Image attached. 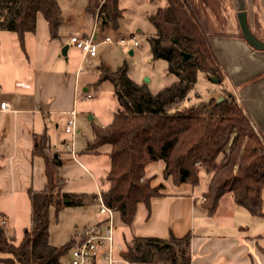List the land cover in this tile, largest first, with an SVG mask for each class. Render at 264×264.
Segmentation results:
<instances>
[{
	"label": "trees",
	"instance_id": "trees-1",
	"mask_svg": "<svg viewBox=\"0 0 264 264\" xmlns=\"http://www.w3.org/2000/svg\"><path fill=\"white\" fill-rule=\"evenodd\" d=\"M149 1L158 2L151 17L154 32L147 36L150 56L165 61L170 81L152 92L147 80L136 82L130 77L125 59L109 67L99 51L95 57L99 62L92 86L98 88L102 82H109L117 103L109 122L91 124L92 138L85 148L98 153L107 146L108 186L100 193L104 203L129 226L137 206L142 204L148 213L151 198L162 195L169 184H186L193 189L203 183L200 195L209 213L226 192H231L236 204L261 216L264 138L234 93L224 86L209 35L188 1ZM84 11L97 14L102 26L117 30L125 9L121 0H87ZM38 13L46 20L50 37L59 39L65 17L58 0H0V30L15 32L22 39L26 32H34ZM125 51L129 54V49ZM183 53L189 57L185 59ZM198 73L222 86L223 95L192 101ZM32 152L43 158L44 185L27 191L30 223L18 243L0 214V254L7 255L0 257V262L64 264L63 258L75 240L70 236L61 245L49 242L50 207L58 212L67 205L93 203L97 194L63 190L61 161L52 154L46 132L34 134ZM159 162L157 172L153 168ZM188 243V235H170L168 239L132 236L123 242L122 256L133 262L154 263L160 258L179 264L175 246L183 244L187 249ZM180 264H189V258L186 256Z\"/></svg>",
	"mask_w": 264,
	"mask_h": 264
},
{
	"label": "crops",
	"instance_id": "crops-1",
	"mask_svg": "<svg viewBox=\"0 0 264 264\" xmlns=\"http://www.w3.org/2000/svg\"><path fill=\"white\" fill-rule=\"evenodd\" d=\"M187 1L209 35L222 68L224 86L234 93L251 124L264 138V49L249 44L239 20L243 11L248 30L264 41V0ZM84 6H75V15L64 16L59 39L38 43L40 55H50L48 59L43 55L40 61L44 63L38 66L18 64L12 51L8 53L13 47L0 45V103L6 101L10 105L8 110L0 109V214L10 234L18 229L24 231L30 223L28 189H41L44 185L43 158L32 152L34 134L46 132L51 152H61L60 176L69 156L62 146L65 139L59 134L70 111L74 109L78 115V99L85 98L89 90L86 78L82 77L81 60L76 65L68 62L69 36L88 32L82 26L90 15ZM69 29L74 32L65 38ZM65 44H68L67 61L59 59ZM99 52L102 54L101 48ZM95 187L99 190L96 182ZM201 197L191 188L167 187L162 195L151 198L148 213L142 204L137 206L129 226L116 212L113 217L118 226L116 242L124 246L123 242L132 236L168 239L170 235L177 238L188 235L189 264H264V189L261 216L252 215L236 204L231 192L219 199L212 213L203 206ZM103 218L100 214L93 223ZM118 256L114 264H127L122 253ZM66 259L64 263L69 253ZM90 264L105 261L98 257Z\"/></svg>",
	"mask_w": 264,
	"mask_h": 264
},
{
	"label": "rangeland",
	"instance_id": "rangeland-1",
	"mask_svg": "<svg viewBox=\"0 0 264 264\" xmlns=\"http://www.w3.org/2000/svg\"><path fill=\"white\" fill-rule=\"evenodd\" d=\"M62 13L65 17L75 15V6L83 7L86 4V0H58ZM158 2H150L149 0H121V7H124L125 11L123 17L119 22L117 30H112L110 26H102L98 21L97 25L103 31L102 34L109 35L114 41L113 44H102V54L100 58L103 59L105 65L112 67L116 64H120L124 59L128 65V73L130 77L140 82L147 80L149 88L152 92L157 91L170 81V76L166 73V64L162 59L152 60L150 56L149 42L147 36L154 32V26L151 21V15ZM95 15L87 16V20L82 25L86 30L90 31L94 27ZM74 32L69 29L66 36ZM134 33L135 39L138 41L139 46L132 47L130 42L124 44L117 43L120 37L130 36V33ZM48 27L46 20L41 13H38L36 18V26L34 32H26L22 39L18 37L15 32L0 30V45H6L7 47H13L9 49L13 53L15 61L26 66L39 65L41 58L50 56L48 53L40 55L38 43H53L50 40ZM124 48V49H123ZM126 50L133 49V54L126 53ZM67 55L62 53V49L59 55V59L66 60ZM34 58H37L36 60ZM36 62V64L33 62ZM81 60V52L77 48L70 45L68 62L76 65ZM98 58L84 59L81 63L83 68L82 77L86 78L89 90L85 93H90V97L78 99V115L77 126L80 131L75 139V151L76 159H73L71 154L64 160V166L61 170L62 176L65 179V185L63 190L71 191L74 193H96L95 182L100 191L107 188L108 184L105 180V174L109 168L108 156L105 153L107 146H102L98 153L85 151L86 142L92 138L91 124L102 125L110 121L112 113L115 110L117 103L112 92V87L109 82L105 81L98 88H94L92 83L97 77L95 67L98 64ZM50 64V63H49ZM2 69H0V72ZM224 88L215 84L210 79L204 77L202 73H198V80L195 84V91L191 94L192 101L199 99H205L213 95L220 97L223 95ZM238 102V100H237ZM91 117V119H89ZM59 136H63L65 140L69 139V134L64 130L60 131ZM59 137H57V141ZM60 142V141H59ZM155 165L153 170L159 172L160 164ZM89 171V172H88ZM60 174V173H59ZM95 181V182H94ZM157 182V179L155 180ZM169 189H189V186L182 184L179 186L168 185ZM203 189V183L193 186V191L196 194H200ZM98 201L85 205H67L58 212H55L54 207H50L49 210V237L48 240L53 245H61L68 241L70 236L75 240V225L77 228H81L84 225L92 224L100 215L98 213ZM116 216V212H113V217ZM116 223V220H114ZM27 227L29 226L26 225ZM23 229H18L14 233V242L18 243L23 235ZM175 255L178 258V262L186 257V248L183 244L175 246ZM7 255L0 254V257H6ZM66 259V255L63 258ZM0 264H4L1 263ZM153 264H169L168 261L155 259Z\"/></svg>",
	"mask_w": 264,
	"mask_h": 264
},
{
	"label": "built area",
	"instance_id": "built-area-1",
	"mask_svg": "<svg viewBox=\"0 0 264 264\" xmlns=\"http://www.w3.org/2000/svg\"><path fill=\"white\" fill-rule=\"evenodd\" d=\"M97 14L95 15L94 27L88 32H78L72 34L68 38L69 44L77 48L81 52V62L84 59H93L97 56L99 48L102 44H113L114 41L109 35L102 34L103 31L97 25ZM130 42L132 47L139 46L138 41L130 33V36L120 37L117 43L124 44ZM86 98L90 97V94L85 95ZM9 103L2 101L0 103V109L8 110ZM77 113L73 109L70 111V117L68 118L64 131L69 134V139L64 140L62 143L63 149L67 151L71 156L76 159L75 151V139L79 133L76 122ZM57 159L60 160L61 152H52ZM101 191L97 190V198L99 207L98 213L103 215L104 218L90 225H84L81 228H75V245L69 252V259L64 264H90L95 258H101L105 261V264H114L119 259L118 253L124 251V246L116 242L115 235L118 232V226L114 222L113 210L109 208L101 197ZM204 200V197H201ZM127 264H134L133 261L125 258Z\"/></svg>",
	"mask_w": 264,
	"mask_h": 264
},
{
	"label": "water",
	"instance_id": "water-1",
	"mask_svg": "<svg viewBox=\"0 0 264 264\" xmlns=\"http://www.w3.org/2000/svg\"><path fill=\"white\" fill-rule=\"evenodd\" d=\"M239 20H240V25H241L243 35L247 39L249 44H251L253 47L258 48V49H264V41H260L259 39H257L248 30L246 22H245V14L243 11L240 12ZM67 48H68V44L63 45V47H62V53L63 54H66ZM132 52H133L132 49H130L129 54H132ZM183 56L185 59L189 57L188 53H183ZM89 118H91V117H89Z\"/></svg>",
	"mask_w": 264,
	"mask_h": 264
}]
</instances>
